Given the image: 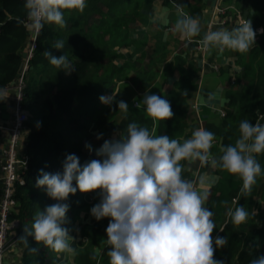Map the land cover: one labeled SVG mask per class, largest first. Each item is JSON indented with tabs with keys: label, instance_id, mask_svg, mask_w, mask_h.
<instances>
[{
	"label": "clouds",
	"instance_id": "9594fccd",
	"mask_svg": "<svg viewBox=\"0 0 264 264\" xmlns=\"http://www.w3.org/2000/svg\"><path fill=\"white\" fill-rule=\"evenodd\" d=\"M87 4L88 0H24L34 35H39L45 23L66 28V10L82 13ZM176 14L173 31L181 38L191 41L200 34L199 19L188 14L183 4L176 3ZM152 19L168 24V11L162 7V0H154ZM200 43L206 50L227 48L247 53L256 43V30L249 20L231 29L209 30ZM64 46L63 39H57L53 45L55 49ZM44 55L57 69L75 70L64 53L57 56L45 50ZM182 94L187 95V91ZM4 99V90L0 88V100ZM99 99L109 106L115 102L124 116L130 110L129 104L123 99L116 100L115 94H102ZM141 104L154 120H165L174 114L170 101L156 93L146 91L137 107ZM239 133L234 143L221 145L217 157L211 152L215 133L207 128H195L181 142L167 134L157 135L154 129L132 121L121 139L104 140L96 149L101 159L81 164L76 154H68L62 172L41 169L36 185L44 187L57 201H65L78 189L99 190L100 200L90 208V213L96 220L110 217L106 228L110 264H225L214 257V252L227 245L228 240L226 236L212 235L216 228L214 213L206 206L210 187L220 177L203 174L198 181L186 178L182 161H199L201 166L226 170L240 178L241 191L249 193L257 178L264 176V167L257 159V154L264 153V123L242 119ZM102 135L99 133L97 138ZM85 147L91 150L92 146ZM69 207L68 203L57 202L39 210L19 239L27 245L31 236L58 252L75 255L69 243L75 238L63 226ZM251 214L254 212L241 204L227 210L235 225L246 222ZM249 264H264V253Z\"/></svg>",
	"mask_w": 264,
	"mask_h": 264
},
{
	"label": "trees",
	"instance_id": "16d2710c",
	"mask_svg": "<svg viewBox=\"0 0 264 264\" xmlns=\"http://www.w3.org/2000/svg\"><path fill=\"white\" fill-rule=\"evenodd\" d=\"M237 1L252 2L255 7L261 3L259 0ZM151 2L152 0H88L87 7L82 13L66 10L68 21L66 28L60 29L58 26L45 23L41 30L39 47L31 63L32 73L25 88V107L34 114V117L27 122V129L28 127L32 129L34 121L37 128L33 132L29 130L25 139V152L29 157L28 168L23 174L25 183L17 186L19 210L13 211L11 216V220L20 221L21 226L14 228L17 231V238L23 234L26 219H32L39 210H43L48 205L57 202L68 203L72 210L77 207L91 208L94 205H90L85 198L79 203L70 196L65 201H57L51 198L45 189L43 192L47 200L45 204L40 202L38 204L39 197L37 193L32 195V188L37 187L36 180L41 175L42 163L47 167V172L54 173L63 171V161L68 154H76L81 164L92 159H101L94 152H84L85 142L87 140L92 142L93 136L97 133H103L101 141H111L110 138L117 131L123 136L126 134L127 124L132 121L150 130L157 127L155 134H167L181 142L184 140H180L181 136H191V131L185 132L192 126L188 122L187 98L182 96L178 89H196L195 80L187 82L190 76L196 74L197 70L194 67L189 71L185 69L182 78L173 86L170 101L173 116L160 120L157 125L156 121L141 108L131 106L128 114L120 118L122 114L115 102L109 106L99 99L102 94L115 93L117 82L125 81L126 73L129 71L128 66H119L115 62L122 58L120 50L123 47L135 44L130 37V25L141 17ZM105 8L107 10H104ZM94 14L99 18L93 19ZM26 17L24 0H0V88L12 85L16 81L24 63L22 50L27 44L28 32L22 24V19ZM57 39L64 40L63 49L53 47ZM191 45L194 49L195 45L197 46L195 43ZM45 50H51L57 56L66 54L75 65V70L65 76L64 70L57 69L50 63L49 58L44 55ZM250 51L249 55L238 53V62L245 67L247 75L253 76L251 78L253 80L247 88H244V92L241 90L240 97L234 96L235 98L231 99V110L220 123L213 121L206 125L207 129L215 133V140L220 147L235 142L240 134L239 123L242 119L255 123L259 115L264 114V69L262 71L257 67L254 69L250 65L256 49L252 47ZM173 70L174 65L170 67V72ZM154 75L152 70L139 73L134 79L135 85L142 84L148 87ZM55 89L57 92L52 95ZM115 97L116 100H125L123 89L118 88ZM257 97H260V100L254 110ZM125 101L129 102L127 98ZM257 159L264 167V153L257 154ZM55 165L57 168L51 169ZM226 172L219 170L217 173L225 175ZM263 179L264 176L258 177L249 193L241 191L243 184L241 179L228 181L230 190H223L216 198L219 209L221 207L228 209L231 205L236 207L238 204L250 211L256 206L257 210L259 207L261 209V213L253 211L254 214L240 225L233 224L226 211L224 217L220 216L224 213L219 212L218 219L221 217V222L223 221L219 235L226 236L228 243L217 248L214 257L224 260L225 264H249L251 259L264 253V205L252 203L256 195L257 197L262 195L261 200H264ZM98 193L99 190L96 194H92L95 204L100 200ZM209 207L214 212L213 205ZM67 218L71 222L73 215L69 214ZM238 227L243 228L244 232L239 233ZM28 240L35 250H32V258L29 256V251L25 253L23 264H53L49 261L53 258L51 247H47L42 242L38 243L31 236ZM106 256L109 258L107 252ZM93 259L91 252H85L81 254L80 264H93ZM106 263H110V258Z\"/></svg>",
	"mask_w": 264,
	"mask_h": 264
},
{
	"label": "crops",
	"instance_id": "0c3cea01",
	"mask_svg": "<svg viewBox=\"0 0 264 264\" xmlns=\"http://www.w3.org/2000/svg\"><path fill=\"white\" fill-rule=\"evenodd\" d=\"M259 1H261V3L255 7L252 5V2H239L237 0L229 2L224 0H162V7L166 8L168 11V24H163L159 21H153L152 19L154 13V0H152L149 7L143 11L141 17H139L135 23L130 25V37L135 41V44H130L123 47L120 50L122 58L117 59L115 62L119 66L124 65L128 66L129 68V71L125 76V81L117 82V90L115 93H117L118 88L123 89L125 100L126 98L129 100V108L131 106L137 107V103L142 101L143 95L146 91H148L149 94L156 93L162 95L171 101V92L173 86L182 78L183 71L185 69L189 71L191 67H194L197 70L195 71L196 74L190 76V80H187V82L190 83L191 81L195 80L194 83H197L196 89L186 90L187 95L182 94L184 90L178 89V92L187 98V114L189 116L188 122L192 124L191 128H187L185 132H192L198 127L206 128V125L213 121L220 123L222 118H225V116L220 114V111L224 110L227 115V113L231 110V99L235 98L234 96L240 97V93H242L244 90L243 81L248 82V87L251 83L250 81L253 80L251 79L253 76L251 77L247 75L245 72V67H243L242 64L238 62L239 52L227 48L222 51L213 48L203 53L202 51L198 50L196 45L194 49L191 44H197V42L201 40L204 34L209 30H215L217 28L231 29L233 27L239 26L238 24L242 20L236 17L237 10L240 12L242 19H247L248 21L251 20L254 29L256 27L264 29V25L258 23L264 16V0ZM176 3L183 4L185 6V11L188 14L197 17L200 21L201 32L191 41L181 38L178 33L173 31L175 20L177 18ZM221 6L231 7V9H229L228 16L225 17L221 14H218L216 10ZM53 25L56 26L55 24ZM27 32L28 41L22 50L24 60L31 35H33V31L30 28H27ZM262 35H264V32L259 36H256V45L261 42L258 37ZM210 64L217 65L220 69L214 70L210 67ZM173 65L174 70L170 72V67ZM151 70L155 75L148 87H144L142 84L139 85L140 88L139 86H136L134 82L136 76L139 73ZM31 73L32 66H30V69L27 73V81L28 77L31 76ZM68 73L69 72L64 71L65 76H67ZM211 73L214 75V77H212V79L209 78L208 83L204 86L202 82L203 76ZM225 73L230 77L229 81L223 82L221 79V81L217 82L219 78L216 77H221ZM230 85L233 86L230 87ZM4 96L6 99L0 100V159L6 146L10 129L13 125L14 113V100L12 98V91ZM137 108H141L145 111L142 104ZM31 116L32 118L34 117L33 112L31 113ZM122 117L123 115H121L120 118ZM155 121L156 125L160 122V120ZM34 123L35 124L32 126V129L28 127L27 133L29 130L30 132H33L35 128H37L35 121ZM156 128L157 127H155L154 130H156ZM121 138V132L117 131L112 136L111 140H119ZM186 138L188 137H185L184 135L180 137V140ZM215 141L216 142L211 148V152L218 157L221 153V147L217 144V140ZM25 142L24 144H26ZM87 142L91 144L89 140H87L85 144H87ZM96 144H94V140H92V145ZM93 147L91 148L92 150ZM92 150H87V152H94ZM182 163L185 165L183 175L186 174L184 175L186 178L192 179L194 181H198L199 177L203 174L219 176L220 178L222 177L221 174L217 173L222 169H213L208 165L201 166L199 161L191 163L182 161ZM194 164L198 165L194 166ZM56 168L57 166H55L54 169ZM1 176L2 173L0 170V179ZM218 182L219 180L210 187L209 197L206 201V206L209 207V205H213L214 209L213 219L215 221L216 228L213 230V236L219 234L220 229L222 230L223 228V221L221 222V217L218 219L219 212H221V214L224 213V215H220L224 217L225 211L227 214L228 210L227 208V210L224 209V207H221L223 210L218 208L216 198L221 193L219 190L215 191V186L218 185ZM73 184L75 185V182ZM44 189V187H41L40 189L38 186L32 188V195L37 193V196L39 197L38 204L39 202L45 204V201L47 200V196H45V193L43 192ZM97 192L98 189L90 190L88 192H81L78 189L75 194H69V196L70 198H74V200H78L80 203L81 201L79 195L82 194L83 200L84 198L87 200L89 196L93 198L92 194H96ZM1 195L2 183L0 180V198ZM93 201L94 200L92 199V201L88 202L90 205H93L95 204ZM19 207L20 201L18 200L14 211H18ZM230 207L232 208V205ZM234 208L235 207L233 206V209ZM66 214L67 217L69 214L73 215L71 222H69L67 218L63 226L68 228L70 235L75 238L74 240L69 241V243L75 249V255L58 252L53 249V258L49 261L53 264H80L81 254L85 252H91L94 256L93 264H108L106 263V260H109V258L106 256V249H108L109 245L107 244L106 228L108 226L110 217L96 220L91 215L90 208L83 209V207H77L75 209L73 208V210L69 207ZM35 216L36 215H34L32 219H26L25 225L30 227ZM15 220L17 221L16 227L18 228V226H21L20 221L18 219ZM17 236V231L14 229L11 233V237L14 240V245L8 252L4 260V264L24 263L23 258L28 250L25 247L26 244L21 242Z\"/></svg>",
	"mask_w": 264,
	"mask_h": 264
},
{
	"label": "built area",
	"instance_id": "2783aa9c",
	"mask_svg": "<svg viewBox=\"0 0 264 264\" xmlns=\"http://www.w3.org/2000/svg\"><path fill=\"white\" fill-rule=\"evenodd\" d=\"M233 1V0H224ZM230 6H221L217 8L218 14L228 16ZM236 17L242 21L238 25L247 22V19H242L240 12L237 10ZM228 19V17H227ZM227 21V20H224ZM22 24L27 29L29 28L28 18L22 19ZM260 27H256V36H259L263 32L259 31ZM33 34V33H32ZM40 34V33H39ZM39 35H31V39L28 45V49L25 54V60L23 72L21 76H18L16 82L12 85H8L4 88V95L9 94L12 91V98L14 100V113H13V125L9 132V137L4 148L2 157L0 159V170L2 173V195L0 198V264H4V260L14 245V240L11 237V233L17 226L16 220H11L14 209L17 206L18 199L17 186L18 184H24L25 180L23 174L28 168V155L25 152V139L27 136V122L31 118L30 111L25 107V88L27 85V73L30 69L32 60L35 57L36 51L39 47ZM197 42V48L199 51L205 53L200 43ZM211 65V64H210ZM214 70H219V66L211 65ZM18 82V84H16ZM222 116H226L224 110L220 111ZM256 122L264 123V114H260Z\"/></svg>",
	"mask_w": 264,
	"mask_h": 264
},
{
	"label": "rangeland",
	"instance_id": "374dc122",
	"mask_svg": "<svg viewBox=\"0 0 264 264\" xmlns=\"http://www.w3.org/2000/svg\"><path fill=\"white\" fill-rule=\"evenodd\" d=\"M104 10H107L106 8L104 9ZM263 10H264V8H263ZM262 10V11H263ZM99 18V16L97 15V14H94L93 15V19H98ZM92 20V19H91ZM92 22H93V20H92ZM260 22H261V24L262 25H264V16H263V18H262V20H260ZM91 23V22H90ZM136 26V25H135ZM137 26H138V24H137ZM259 38V40H261V42H259V44L258 45H256V44H254V46H253V48L254 49H256V51L254 52V54H253V60H251L250 61V65L255 69L256 67L260 70L261 69V71L264 69L263 67H264V35H262V36H260V37H258ZM250 52L251 51H249V52H247V54L249 55L250 54ZM254 61H255V63H254ZM108 72H109V70H108ZM67 74V73H66ZM133 75V74H132ZM212 77H214V75L211 73V74H206V75H204L203 76V80H202V82H203V85L205 86L207 83H208V80H209V78H211L212 79ZM222 77V78H221ZM218 76V77H216V78H219L218 80H217V82H219V81H221V79H222V81L223 82H226V81H229V76H228V74H223V76ZM247 85H248V82L247 81H243V86H244V88H247ZM231 86H233V85H230V87ZM56 92H57V89H55L54 90V92H52V95H55L56 94ZM116 94V93H115ZM260 100V97H257L256 99H255V102H254V110H255V108H256V105H257V102ZM31 118H32V116H31ZM30 118V119H31ZM97 135L98 134H95L93 137H94V144H96V145H92V142L91 141H89V142H91V146H94L93 147V150L92 151H94V153H96V149H98V148H100L101 147V145L103 144V142L104 141H101V136H100V138H97ZM100 139V140H99ZM110 139H112V138H110ZM88 143V142H87ZM87 150H89L87 147H86V150H85V152H87ZM196 165H198V164H196ZM195 164H194V166H196ZM55 166H57V165H55ZM55 166L54 167H52L51 169H54L55 168ZM41 169H43L44 171H48V169H47V167L46 166H44V163H42V165H41ZM211 171H213V170H211ZM42 174V173H41ZM233 179H236V180H240V178H238L237 176H235L234 174H231V173H228V172H226L225 173V175H222V177L219 179V182H218V185L217 186H215V191L216 190H219L220 192H222L223 190L224 191H227V190H230V184H228V181H231V182H234V180ZM264 184V179H263V181H262V185ZM264 188V187H263ZM259 191H261L260 189H259ZM80 196V201L81 202H83V198H82V194L81 195H79ZM261 198H262V195H258V197H257V195L254 197V199H253V201H252V203L254 204V205H258V204H256V203H259V204H261V206H262V204L264 205V200H261ZM92 197H88V201H92ZM261 202V203H260ZM232 207H233V205H232ZM260 207H259V210H257V206L256 207H254L253 208V210H252V212L253 211H255V212H257V213H259L260 212ZM256 213V214H257ZM261 213V212H260ZM226 221H228V220H226ZM245 226V225H244ZM238 229V231H239V233H243L244 231H243V228H240V227H238L237 228ZM221 230V229H220ZM221 232V231H220ZM25 247H26V249L29 251V256H31V258H32V243H29V244H27V245H25ZM24 259V258H23ZM23 262H24V260H23ZM234 264H236V263H234Z\"/></svg>",
	"mask_w": 264,
	"mask_h": 264
},
{
	"label": "water",
	"instance_id": "95a60500",
	"mask_svg": "<svg viewBox=\"0 0 264 264\" xmlns=\"http://www.w3.org/2000/svg\"><path fill=\"white\" fill-rule=\"evenodd\" d=\"M23 69H24V65L21 66V68H20V70H19V74H18V76H21V74H22V72H23ZM16 84H18V82H17Z\"/></svg>",
	"mask_w": 264,
	"mask_h": 264
}]
</instances>
